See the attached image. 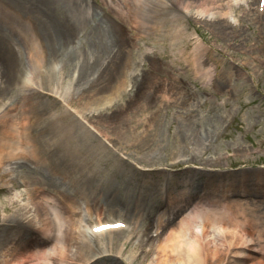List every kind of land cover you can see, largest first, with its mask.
<instances>
[{"label":"bare ground","instance_id":"1","mask_svg":"<svg viewBox=\"0 0 264 264\" xmlns=\"http://www.w3.org/2000/svg\"><path fill=\"white\" fill-rule=\"evenodd\" d=\"M235 1L240 3L241 8L246 9L247 15L251 13V6L246 5L244 0ZM121 2L125 4V8L117 9L115 14L125 18V23L139 30L141 34L146 33L147 30H151L153 33L155 31L156 36L159 37L158 44L159 41L164 42L167 38L171 40L169 48L172 54L170 56L174 61L176 55L174 50L180 43V39L186 34V29L175 18L176 8L163 0V5L167 4L166 7H169L168 11L170 12H167L165 16L163 15L164 8L160 7L162 14L156 17L154 15L156 9L148 0H121ZM217 2L219 0H199L194 11L192 13L190 11V14L200 20L210 17V22L213 24L211 25L216 28V31L224 32L230 26L227 19L228 14L215 6L218 5ZM160 4L162 5V2ZM187 4L189 5V3ZM187 4H183L184 9H187ZM66 5L72 18L66 19L62 25L47 17L38 20V26H33L29 17L25 20L21 16L22 12L29 8L26 0H0L1 9L7 12L10 16L9 19H13L15 22L16 20L29 21L27 26L30 27L28 38L24 37V39H17L0 28V75L4 77V81L0 84V101H5L9 95L12 98L11 104L7 103V107L1 106L0 109V182L4 180L1 177L10 176L8 170L13 168V164H22L28 169L42 167L45 171L43 175H40L41 178L35 180L38 182L35 185L36 192L26 191L30 207L19 204L20 198L24 194L23 191L5 197L9 200L8 206L15 204L17 207L13 208L12 214L3 215L0 218V226L3 228L2 237H0V264H111L112 262L118 264V260L133 264L136 259V246L144 237L149 238L152 230H154L152 235L156 234L159 239L156 240L150 254L151 257L143 259L141 264H182L179 249L182 242L189 239H192L190 254L194 264H217V262L220 264H264V247H261L262 256L260 257L259 249L252 245L253 242L243 240L239 235L231 233V236L237 237L238 241L233 242L231 237L228 239L230 242L225 244V248L220 249L216 244L215 235L206 233L210 224H213L212 228L218 224L214 223L213 218H218L219 222L241 224L244 226H242L243 229L250 228V231L258 235L260 239L264 238V196H261L259 200L256 199L257 196L248 200L234 198V195L240 194L237 189L243 187L246 189L245 179H249V176L244 175L238 183L230 180L227 184L216 183L215 178L209 176L203 193L196 198L190 197L186 201V206L180 209L177 214L180 215L184 212L185 207L195 205V209L191 213L181 216L175 223H170L171 225L165 223L166 218L159 217L155 225L149 222L155 198L152 195L142 198L144 194L141 192L149 185L154 186L155 182L152 176L162 173L161 170H155L156 173H140L134 182L127 177L132 178V175H136H131L122 160L115 157V165L108 168L107 161L99 150L100 146L95 145L91 133L74 118L72 111L83 116H92L91 107L85 108V105L90 106L91 104L95 110H99L110 104L111 100H117L120 92L124 89L126 80L130 77L129 70L133 63L124 58H116L120 56L118 53L120 49L129 45L127 41H124L126 38L121 36V29L116 25H106L107 29H105L103 24H96V27L94 26L92 30L86 32L83 41L89 43L90 46L88 50V46L85 47L87 44L80 49L82 60L76 66L75 72L71 73L68 81L65 82V78H63L62 82H55V86L60 88L59 92L58 90L52 92L55 87L52 86L53 84L47 85V88H41L50 92L55 96L56 101L62 102L66 106H60L58 112H52L50 107L38 104H35L33 109V102L31 110L29 109L31 103H17L19 93L15 92L12 83L17 69H20L19 65L25 67L22 63L33 64L40 59H53L57 51L74 41V31L79 25L87 23L91 16L90 7L82 0H67ZM221 7L223 8V6ZM220 26L227 27L220 29ZM14 31H18V33L21 31L17 24H15ZM200 46V42H197L196 49L198 50ZM68 47L69 45L66 48ZM113 47L118 48L119 51L109 54ZM22 48L23 50L27 48V50L23 53ZM75 55H72L70 59ZM117 61L123 62L120 65L122 83L118 85L114 96L105 97L103 95L96 98L95 87H93V92L89 93L91 101L81 102L85 84L93 83L94 78L103 73H110L114 65H117ZM101 66H103V72L98 69ZM60 74L55 75L54 81ZM202 76L205 77L201 74L200 77ZM84 82L86 83L84 84ZM73 104L75 109H70L69 106ZM48 111L49 114L42 116ZM118 115L117 112L110 114L111 117ZM37 117H41L40 126L37 122V126H33L30 122ZM47 122H52L54 126L51 129L43 126ZM150 128V125H146L142 135L149 133ZM52 129L54 133L51 131ZM207 130L205 129L200 134L190 126H186L182 135L189 137L190 132L192 139L199 141L200 138L206 139L209 136ZM106 149H104L105 153L109 154ZM98 153L101 154L98 156ZM198 160L208 164L205 153L199 155ZM206 170L190 169L188 171L191 175H199ZM56 172L70 175L72 178L79 176L81 172L88 176L94 174L99 179L95 189H99L100 192L85 197L81 202L72 196L68 198L66 194L57 192V196L61 198L60 203L46 190L48 184L45 181L49 180H45L47 178L45 175L56 177ZM111 179L116 180L121 191H111V187H107L110 189L109 191L106 190ZM262 180L263 178L256 177L254 181L261 182ZM8 181L13 182L14 180L8 179ZM84 182L87 183V181ZM7 183L4 181L3 185ZM111 184H114L113 181ZM245 192L250 193L249 191ZM130 193L138 198L134 199ZM246 193L241 192V194ZM116 217L118 219L126 218L129 223L135 226L134 233L137 231L142 233L137 236V241L130 239L129 233L116 237V232L124 233V231H107L100 234L103 236L100 243L106 245L105 250L95 247V251L90 255L83 253L86 245L80 241V237L84 236L80 232V222L94 219L98 223H103V219L114 218L116 220ZM14 224L17 225L16 228H19L16 230L18 233L8 236L4 227L12 230ZM196 224L202 225L200 233L198 231L192 233V230L198 226ZM165 225L169 226V230ZM138 227H143L144 230L140 231V228L137 230ZM254 227L257 229L255 230ZM162 232H165L163 237L160 236ZM223 232L225 231H219L217 235ZM96 243L97 241L94 242V245ZM127 244H129V249L126 251ZM87 246H91V242L87 243ZM229 246H233L232 251L227 249Z\"/></svg>","mask_w":264,"mask_h":264},{"label":"rangeland","instance_id":"2","mask_svg":"<svg viewBox=\"0 0 264 264\" xmlns=\"http://www.w3.org/2000/svg\"><path fill=\"white\" fill-rule=\"evenodd\" d=\"M26 1L29 8L24 10L21 16L25 20L29 17L31 20L30 23L33 26H38V20H43L47 17L59 25H62L66 19L72 18L66 5L67 0ZM82 1L85 2V0ZM180 1L182 3H189V5L187 4V9H184L181 5L175 7V18L186 29V34L180 39V43L174 50L176 53L174 61L170 56L172 54L169 48L171 40L167 38L164 42L159 41L158 44L159 37L156 36L155 31L153 33V31L147 30L142 35L139 30L126 24L124 21L125 18H121L118 14H115L117 9L123 10L125 8V4L121 0L89 1L87 5L90 7L91 16L87 23L81 24V26L79 25L77 30L74 31V38H78L81 45L83 44L85 46L87 44L85 47L88 46V50L90 44L83 41L84 35L88 30H92L94 26L96 27V24H103L105 29H107L106 25H116L121 29V36L126 38L124 41L129 43V46L124 47L126 49L121 53L120 59L124 58L133 63L131 70H129L130 77L126 80L124 89L120 92L117 100H111L110 104L99 110H95L91 104L90 106L85 105V108L91 107L90 109L92 110V116L88 117L89 121L98 130L106 134L109 140L111 138L114 146L113 149L121 154L124 153L123 151L131 150L129 159H136L142 163L148 161L152 156L160 158V161H163L161 162L162 164L164 163L166 165L170 163L175 155L182 150L183 144L181 143L184 139L188 140L193 148H195L196 156L203 152V143L209 141L206 143L207 148L205 150L208 158H213L218 154L230 152L243 146L251 147L252 145L260 143L263 145L262 151L259 154L250 157L241 155L234 159L230 158L228 160H222L221 162H212L205 166H201L195 160L170 168L171 172L167 173V175L169 176L170 184L169 192L173 199L171 204L173 205L172 208L175 206L174 209H177L176 200L185 203V200L189 196L199 195L204 190L205 183H208L207 178L209 176L214 177L216 183L227 184L230 180L238 183L244 175H247L250 178L245 179L247 183L246 189L243 187L237 189V192L246 193L245 191H249L252 194H264V63L259 65L257 63L260 57L262 58L264 55V33H257L258 26L254 23L255 8L253 7L255 6L256 0H253V3L252 0H244L246 5L252 3V14L250 13L248 15L246 14V9L239 6V2L235 0H219L217 2L218 5L215 6L221 8L222 11L228 14V22L230 26L232 25L231 27L225 26L227 29L224 32L216 31V28L210 22V17H204L200 20L190 14V11L191 13L194 11L199 0ZM219 5L223 6V8ZM1 8L0 6V28L14 35L17 39L28 38L30 27L27 25L29 21L25 22L24 20L23 22V20L15 19V22L13 19H9L8 17L10 16ZM182 11H187L188 13H183ZM15 24L21 29L20 33L14 31ZM225 27L220 26V29H224ZM195 32L206 43V45L201 44L198 50L196 49V40L191 39V35ZM204 48L206 50H203ZM26 50L27 48L24 50L23 48L21 49L23 53ZM63 51H57L54 59L62 55L61 53ZM118 51V48L113 47L109 54ZM81 55L82 52H79L70 61L68 67L61 72L57 80L46 81L45 78H37V87L47 88L49 84L55 86V82H62L63 78H65V82L68 81L71 73L75 72L76 66L82 60ZM108 57L110 56L108 55ZM121 62H116L118 71L114 73L105 85L99 86L97 83L102 77H108L104 73L99 77H95L94 82L91 84L90 82H84V84L86 83V87L85 89L83 88L81 102L91 101V94L89 93L93 92L94 85L96 98H99V96L102 97L103 95L105 97L114 96L118 85L122 83L120 65L123 62ZM22 64L26 68L22 67L21 64L19 65L20 69H17L12 83L15 92L19 93L17 103H31L29 105L31 107L29 109L31 110L33 102V109L35 108V104H38L44 105L43 107H50L52 112H58L60 106L63 107V105L56 101L54 96H50L48 93H40L32 88L25 91L20 87L19 76L27 73L22 69L25 68L27 70L33 67V64L29 66H27L29 63ZM201 74L205 77H200ZM3 81L4 79L0 78V82ZM138 81H140V84ZM143 81L146 82L142 83ZM53 89L55 91L58 90V92L60 91L59 86L58 88L55 86ZM145 89L153 90L146 92V97H143L142 95ZM161 93H168L169 96L173 97L172 101L174 100V103L167 111L161 108L159 101ZM135 96L136 99H134ZM10 97L11 95L6 98L4 97L5 101L0 103V109L2 108L1 106L7 107V103L11 104L12 98ZM71 107L75 108L74 104ZM112 112H117L119 115L117 117H111L110 114ZM46 114H49V111L45 112L42 116ZM40 119L41 117L33 118L30 123L33 126H37L38 123V126H40ZM227 124H229V127L225 131L222 127ZM146 125H150V132L146 135H141ZM43 126L51 129L54 124L47 122ZM186 126H190L200 134L205 129H208L207 133H209V136L206 139L202 137L199 141H195L189 132V137H183L179 131L186 129ZM51 131L54 133L53 129ZM98 141L95 139V145L102 147L100 141ZM64 145H66L65 142ZM120 147H122L123 151L120 150ZM99 150L107 161V167L112 168L115 165L113 153L106 149L109 152V154H106L103 147L99 148ZM101 153H98V156ZM95 157H97L96 154ZM141 157L145 158L142 159ZM200 168L207 170L199 175L189 174L190 172L188 170L195 169L200 171ZM8 172H10V176L1 177V179H4L3 181H8V179L14 180L15 185L17 184L18 186L17 192H24L20 199L22 201H28L26 191L29 192L32 190L36 192L35 185L38 182L35 180L41 178L40 175H43L45 171L42 167L39 169H28V167L22 166V164H13V168L9 169ZM55 175L56 177L54 175H45L47 177L45 180H49L45 181L48 184L46 190L60 203L61 201L59 200L61 198L57 196V192L66 194L68 198L72 196L79 202L83 201L85 197L100 192L99 189H95V185L99 179L94 174L88 176L86 173L81 172L75 178L58 172ZM138 176L140 174H136V176L132 175V178H127L134 181ZM163 176L165 174H154L152 176L155 182L154 186L149 185L141 192V194H144L142 198L149 195H154L155 198V205L151 208L152 211L149 215L150 223H155L156 217L160 213L172 210L169 205L162 207L159 203L158 181ZM256 177L263 178V180L261 182L254 181ZM84 181H87L88 184ZM112 181L114 184H111ZM107 187H111V191H121L115 179H111V182L106 186V190L109 191L110 189ZM121 189L123 188L121 187ZM122 191L124 192V190ZM6 195L9 194L0 192V217L4 215V211L7 210L8 213H12L13 208L17 207L15 204L8 206L9 200L5 199ZM132 197L134 199L138 198L133 195ZM175 215L170 217L171 219H165V223L173 224L178 221L181 216ZM165 227L169 230V226L167 227L165 225ZM4 228H6L5 232L8 236L18 233L16 230L19 229L18 227H14L12 230H8L7 227ZM139 228L140 231L144 230L143 227H138L137 230ZM254 228L255 230L257 229L256 227ZM2 230L3 228L0 227V237H2ZM152 231L154 233V230ZM164 233L162 232L163 236ZM245 233H247V236H256L250 231V228H245ZM139 234L141 235L142 233L137 231L136 233L130 234V239L137 241L136 238ZM123 235H126V233L116 234V237ZM150 235L149 237H151ZM225 237L228 238V235ZM100 238L97 239L96 245L90 248L91 252L85 250L86 254L90 255L93 253L95 247L97 249L100 247L102 250H105L106 246L101 247L99 244ZM233 240L238 241L237 237H234ZM146 241L147 238L144 237L136 246V259L133 264H141L143 259L151 257V253L146 252L144 249ZM220 243V236L217 235L216 244L221 249L222 244ZM259 245L257 248L259 249L258 254L261 257V247L264 246V239ZM128 249L129 244L126 246V251ZM118 261V264H128L126 261ZM217 264H220V262H217Z\"/></svg>","mask_w":264,"mask_h":264},{"label":"snow or ice","instance_id":"3","mask_svg":"<svg viewBox=\"0 0 264 264\" xmlns=\"http://www.w3.org/2000/svg\"><path fill=\"white\" fill-rule=\"evenodd\" d=\"M97 230H98V231H99V230H102V228H101V229H97Z\"/></svg>","mask_w":264,"mask_h":264}]
</instances>
